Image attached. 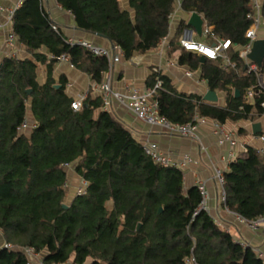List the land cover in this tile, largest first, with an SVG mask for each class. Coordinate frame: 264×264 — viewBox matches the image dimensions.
I'll return each instance as SVG.
<instances>
[{"label":"trees","instance_id":"obj_1","mask_svg":"<svg viewBox=\"0 0 264 264\" xmlns=\"http://www.w3.org/2000/svg\"><path fill=\"white\" fill-rule=\"evenodd\" d=\"M55 1L73 15L78 28L105 37L125 59L149 51L167 36L175 3L128 0L131 16L119 0ZM180 8L201 14L211 33L230 41L226 53L231 65L221 58L201 61L183 50L178 38L189 26L184 20L169 41L178 52L177 63L199 71L209 90L224 93L225 103L177 91L154 70L147 85L161 80L154 91L159 114L171 123L192 121L196 114L219 124L262 116L264 59L252 70L253 62L239 55L248 42L249 0H181ZM261 16L264 29V0ZM52 22L40 0H24L11 24L31 56L0 59V243L14 246L0 247V264H26L23 247L33 248L44 264H183L187 258L196 264H264L251 246L234 240L201 208L198 187L185 189L177 167L156 163L145 153L142 143L104 108L100 95H87L78 110L71 108L65 80L56 83L51 77L55 57L68 54L97 83L109 63L103 55L68 44ZM41 47L51 57L38 52ZM37 63L47 69L41 84ZM250 88L255 93L251 100ZM27 103L34 127L19 131ZM68 165L86 185L65 203ZM222 177L227 209L247 219L264 213V156L259 150L248 146Z\"/></svg>","mask_w":264,"mask_h":264},{"label":"crops","instance_id":"obj_2","mask_svg":"<svg viewBox=\"0 0 264 264\" xmlns=\"http://www.w3.org/2000/svg\"><path fill=\"white\" fill-rule=\"evenodd\" d=\"M16 2L17 0H0V6L2 7L0 9V22L3 23L0 26V59L4 56L16 58L31 56L26 46L13 34L11 21H7V8ZM40 2L50 19L58 25L63 36L88 40L93 44L110 49L111 53L118 56V59L110 65L111 86L113 89L125 91L128 89L143 90L150 87L147 85V79L150 73L156 69L170 79V83L177 91L195 93L203 97L208 90L206 81L201 78L199 71H191L187 66L177 63L178 52L171 50L169 45V41L176 36V29L180 20L187 23L190 15V13L184 12L176 2L170 16L167 36L160 39L157 45L149 51L145 53L134 52L128 59L124 58L121 49L113 48L114 44L105 37L78 28L73 15L62 9L55 0H40ZM119 4L122 9H126L131 16L133 15L128 0H119ZM10 33L13 34V39L8 42L7 37ZM196 37L204 41L209 40L208 37L201 34L196 35ZM260 37H264V29L260 30ZM37 51L44 53L47 58L51 57L44 47ZM36 74V80L40 84L44 83L47 77L45 63H37ZM51 77L56 83L63 78L65 80V92L72 98L81 95L84 97L99 95L95 88L97 82L92 80L84 71L74 65L71 66L68 61L56 60L52 65ZM106 77L107 70L102 74L101 81L105 80ZM216 92L218 99L213 103L223 106L225 95L223 92ZM105 109L124 125L139 142L150 141L155 143L163 153L171 155L179 163L183 160L185 154L191 157V162L178 164L177 166L183 176L184 188L197 186L198 183L203 182L206 189V198L203 202L204 209L210 214L214 222L228 231L234 240L251 246L264 257V227L252 230L238 223L234 216L225 210V206L220 199L221 185L214 179L216 169L223 173L228 169V164L232 159L246 155L248 146L261 150L260 152L264 156V139L259 138V135L264 136V115L252 121L227 120L220 124L225 132L233 133L237 144L231 146L224 140L222 134L216 132L214 126L216 122L208 117H203L202 120L197 121L194 131L196 137H186L170 134L157 125L143 123L134 116L126 105L114 100ZM25 119L33 122L29 103L26 104ZM253 123L259 124L256 133H253L251 129ZM67 172L69 184H71V181L74 182L79 179L73 172L72 165L67 166ZM183 264L193 263L185 262Z\"/></svg>","mask_w":264,"mask_h":264},{"label":"built area","instance_id":"obj_3","mask_svg":"<svg viewBox=\"0 0 264 264\" xmlns=\"http://www.w3.org/2000/svg\"><path fill=\"white\" fill-rule=\"evenodd\" d=\"M23 1L24 0H17V2L14 5H10L7 8L8 22L11 21L14 10ZM175 2L180 7L181 0H175ZM249 4H250V11L247 14V17L251 20V23L248 26V28L245 30V34H244L245 37L248 39V42L239 49V55L242 58L246 59L247 61L249 60L246 58V54L250 50L253 40L260 37V30L263 29V21L261 16L262 0H249ZM1 8L2 7L0 6V9ZM2 24L3 23L0 22V26H2ZM51 28L54 31H58L59 29L58 25L54 22H52ZM210 29L211 28L205 24L202 26L201 35H204L205 37L209 38L208 41H204L196 37L197 34L195 33V30L191 26L183 27L178 38L179 46L185 51L196 53L197 55L203 56L204 58H209V59L221 58L226 63V65H231L226 53V50L231 45L230 41L228 39H223L215 36L213 33H211ZM12 39H13V34L10 33L7 37V41L11 42ZM64 40L71 45H80L94 55H100V56L103 55L107 58L109 63L107 69V77L105 78V80L97 83L95 87L97 93L102 98L104 108H107L110 105L111 101L114 100L120 104L126 105L134 114V116L145 124L160 126L170 134H177L186 137H196L194 131L197 121L202 120L203 117L195 114L192 121L186 123H171L168 121V119L165 116L159 114L158 103L157 100L154 98L155 89L161 85V80L159 78H157L155 84L152 87H147L144 88L143 90H138V89H128L125 91L115 90L111 86L110 65L112 62L118 59L117 55L111 53L110 49L98 46L85 39H74L71 37L64 36ZM113 48L120 50V48L115 44ZM55 58L56 60L59 61H68L71 66L73 65L69 60V55L66 53H62L56 56ZM256 67H257L256 64L253 63L250 66V69L256 70ZM259 85L264 88V84L261 83V81H259ZM254 95L255 93L253 89L252 88L248 89L247 98L248 99L253 98ZM85 97L81 95L76 98H73V100L70 103L71 108L73 110H78L80 108L81 101ZM261 106L264 109V100L261 102ZM214 126L216 132L222 134L224 140H226L229 143V145L233 146L237 144L232 132H225L222 129L221 125L218 123H214ZM32 127H34V122H29L27 121V119H24L23 122L19 125L18 129L19 131H29L30 129H32ZM259 138L264 139V136L259 135ZM142 145L145 153L148 154L154 162L164 166L177 167L178 164L180 165L192 161L191 157L185 154L182 158L183 160L179 163L171 155L163 153L155 143L150 141H144L142 142ZM214 179H216L218 183L221 185L220 199L221 202L223 203L225 198V193L222 188V182H223L222 172L219 169L215 170ZM85 185H86V181L80 179L79 185L77 186L75 193H83ZM197 187L202 197L201 208L204 209L203 202L204 199L206 198V189L204 187V183L203 182L198 183ZM225 210L231 213L234 216V218L238 221V223L244 225L247 228L253 230L262 226L264 227V213L256 219H247L241 216L240 214L227 209L226 207ZM0 247L12 249L14 246L11 245L10 243L1 242ZM22 250L28 256V261L26 262V264H44L42 262L41 255L35 252L33 248L23 247ZM254 251L260 255V253L257 250L254 249ZM185 262H191L193 264H196L193 258H187L185 259Z\"/></svg>","mask_w":264,"mask_h":264},{"label":"water","instance_id":"obj_4","mask_svg":"<svg viewBox=\"0 0 264 264\" xmlns=\"http://www.w3.org/2000/svg\"><path fill=\"white\" fill-rule=\"evenodd\" d=\"M187 24L191 26L197 35L201 34V28L203 24V17L198 13H190ZM246 58L255 63L256 66H260L262 63V60L264 59V37H259L253 40L250 50L246 54ZM204 57L200 56V60L204 61ZM235 94L237 95V92L235 91ZM203 100L208 102H216L218 99L217 92L212 90H207L203 95ZM251 129L253 133H256L259 129L258 123H253L251 125ZM62 207H67L66 204H62ZM160 210V208H159Z\"/></svg>","mask_w":264,"mask_h":264},{"label":"rangeland","instance_id":"obj_5","mask_svg":"<svg viewBox=\"0 0 264 264\" xmlns=\"http://www.w3.org/2000/svg\"><path fill=\"white\" fill-rule=\"evenodd\" d=\"M261 83H262V81H261ZM79 182H80V180L78 179L77 181H71V184L70 185H68V187H66V202L65 203H67V201L70 199V197H71V195H73L75 192H76V188H77V186L79 185ZM88 260L85 262V264H88ZM68 264H69V262H68Z\"/></svg>","mask_w":264,"mask_h":264}]
</instances>
